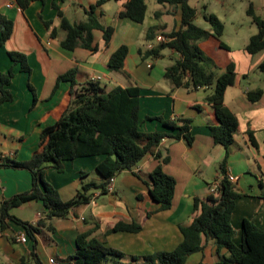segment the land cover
<instances>
[{"label":"crops","instance_id":"crops-1","mask_svg":"<svg viewBox=\"0 0 264 264\" xmlns=\"http://www.w3.org/2000/svg\"><path fill=\"white\" fill-rule=\"evenodd\" d=\"M96 1L30 0L28 7L21 9L15 0H0V13L13 22L10 37L0 44V70L5 72L12 69L14 72L9 85L13 99L0 104V155L16 161L31 157L37 149L41 130L55 123L68 104V81H60L54 91L57 77L67 70L77 68L78 82L100 76L101 82L108 83L107 89L115 85H137L141 90V130L161 129L160 122L148 117L169 120L184 118L191 123L193 141L190 146L181 137L163 138L158 147L161 156L169 158L163 170L176 180L171 206L160 209L159 203L150 196L149 173L158 160L147 154L137 163L139 177L129 170L121 171L115 177L112 193L101 197L96 189L88 204L75 208L66 218L54 219V232L38 235L35 249L32 241L20 242L17 239L19 234H24L22 229L10 226L0 234V264H35L33 252L42 264H48L50 257L65 259L76 251V239L81 233H88L89 238H103L106 246L126 255L121 259L106 260L102 264H133L135 260L130 256L173 250L182 241L180 226L190 223L194 215V197L206 196L209 184L221 174L220 165L225 148L214 143L211 137L210 127L217 126L219 122L212 106L205 100L211 90L173 86L164 76L166 67L179 58L172 49H162L157 58L145 57L148 43L157 44L155 40L146 38L147 30L150 29L147 36L155 38L160 33L177 29L180 10L161 4L155 6L142 23H137L117 16L121 9L120 2L105 0L95 7L93 16L101 24L113 27L109 44L105 45L101 30L92 29L91 46H96V50L81 46L73 50L62 47L65 31L60 27L57 8L69 21L80 22L85 20L87 11ZM45 21L50 22L49 27L45 26ZM205 22L208 25L204 29L208 30L209 23ZM223 26L224 35L225 23ZM256 32L250 33L245 43H242L240 55L244 60L241 67L236 64L237 59L232 56L233 52L227 43L224 42L231 53L223 52L224 58L221 57V48L215 47L214 51L211 43L204 44L222 65L228 62L235 64V82L227 87L224 104L235 114L238 129L223 165L227 174L237 178L232 182L238 196L230 217L236 244L240 242L244 219L264 230V85L261 86V96L252 102L246 94L256 88L242 85L240 79L250 77L252 59L262 51L251 55L245 50L250 36ZM120 45H126L128 49L124 66L118 71L111 70L108 59ZM11 51L26 56L31 69L29 74L22 71L18 63L12 62L7 53ZM248 132H252L255 144L250 141ZM102 159V156H93L65 161L62 172L49 167L45 171V178L58 189L62 200H69L81 189L82 183L101 182L95 166ZM30 187L29 171L0 168V196L10 197ZM42 209L40 201L32 200L13 208L11 213L34 223ZM118 222H135L141 228L138 232H109ZM10 236H14L15 241H11ZM220 255H227V251L222 249ZM199 261L203 264L219 261L212 241L205 245L203 252L189 257L187 264ZM136 262L141 264L139 260Z\"/></svg>","mask_w":264,"mask_h":264},{"label":"trees","instance_id":"trees-1","mask_svg":"<svg viewBox=\"0 0 264 264\" xmlns=\"http://www.w3.org/2000/svg\"><path fill=\"white\" fill-rule=\"evenodd\" d=\"M21 9L28 7L30 0H15ZM105 0H97L87 11L85 20L69 21L57 8L60 17V27L65 31L61 41L62 47L73 50L75 47L96 50L91 46L92 29L102 31L105 45L111 41L114 29L101 24L93 11ZM121 3L117 16L142 23L146 17V0H115ZM162 5H169L180 10V23L177 29L165 34L166 41L158 42L147 49L145 57H159L165 48L178 53L179 58L166 67L164 76L173 86L190 89L205 88L211 90L205 100L212 106L219 122L210 127L211 137L216 144L225 148L221 161V178L215 193L204 197H194V215L187 225L180 226L182 241L170 251H156L152 254L130 256L141 264H187L193 254L203 252L205 245L212 241L215 254L219 261L214 264H264V230L252 221L244 219L241 225L239 244L234 243V229L230 217L234 201L238 196L234 184L227 178L224 163L228 156V147L234 142V134L238 129L235 114L224 104V94L228 86L235 82L236 71L232 62L222 65L213 52L204 47L211 43L213 49L229 47L221 40L223 23L213 13L204 14V19L210 28L204 29L196 25V9L189 0H155ZM247 13L257 27V32L250 36L245 50L253 55L264 49V20L255 15L251 4ZM46 27L49 21L44 22ZM13 22L0 13V44H4L12 33ZM148 40H155L147 36ZM215 51V49H214ZM14 63L20 65L22 71L31 72L26 56L19 52H7ZM126 45H120L109 57L108 67L111 70H121L127 56ZM264 66V63L261 64ZM77 68L67 70L56 79L55 89L60 81L69 82V100L65 110L58 120L45 126L39 135L37 149L31 157L24 161L2 157L0 168L25 169L31 175L29 190L10 197L0 196V234L10 226L23 230L26 241L36 248L37 236L42 232L52 233L55 230L54 219L66 218L75 208L88 204L94 197V190L99 194L108 193L107 185L112 177L121 171L129 170L136 174L137 163L147 154L158 160L155 168L149 173L148 189L152 199L159 203L160 209L171 206L176 180L163 170L169 161L168 156L162 157L158 147L163 138H184L191 145L193 135L189 119L178 120L148 117L160 122L161 129L143 131L140 129L139 118L140 88L137 85H115L109 89L100 80L86 78L83 82L76 79ZM14 77L12 69L0 70V104L12 101L13 95L9 85ZM30 86V85H29ZM34 94V93H33ZM262 94L261 88L247 91L249 101H256ZM36 98L34 96V102ZM250 141L255 144L252 132H248ZM102 156L103 159L95 166V171L101 177V182L82 183L81 189L69 200H62L58 189L45 178V171L53 167L59 172L64 170L63 163L82 157ZM210 185V184H209ZM209 187V186H208ZM112 193V192H111ZM36 200L42 203L40 217L34 222L24 221L11 213V210L26 202ZM140 225L118 222L109 229L112 231L138 232ZM88 233H81L76 239V251L65 259H58L59 264H102L106 260L121 259L126 255L122 251L108 247L103 238H89ZM15 241L14 236H10ZM225 249L227 255H220ZM35 264H42L33 252ZM23 261V258H22ZM196 264H203L199 261Z\"/></svg>","mask_w":264,"mask_h":264},{"label":"rangeland","instance_id":"rangeland-1","mask_svg":"<svg viewBox=\"0 0 264 264\" xmlns=\"http://www.w3.org/2000/svg\"><path fill=\"white\" fill-rule=\"evenodd\" d=\"M146 4L147 17H149L154 11L155 6L161 5L155 0H146ZM189 4L196 9V17L193 22L202 28H205L208 25L203 17L204 14L213 13L217 17L221 18L220 20H222L223 24L225 23L226 30L225 34H222L220 38L223 42L230 46L231 52H233L232 56L237 59L236 64L238 67H241V63L244 60V58L240 55L244 45L242 43H245L244 41L247 40L250 33L257 31L256 25L252 22V17L247 13L249 4L252 6L254 14L264 20V0H189ZM165 6L169 5L165 4ZM221 50L222 51L220 53L222 58L225 57V54L230 52L225 48H221ZM263 61L264 49L252 59L250 64V77L240 78L242 85H249L252 89L262 88L261 86L264 85V67L261 66V63ZM102 83H104V81H102ZM111 84L112 83L109 85ZM135 176L139 177L137 172ZM108 193L101 194V197L107 196ZM87 214L86 216L89 218V214ZM133 264L139 263L135 261Z\"/></svg>","mask_w":264,"mask_h":264},{"label":"built area","instance_id":"built-area-1","mask_svg":"<svg viewBox=\"0 0 264 264\" xmlns=\"http://www.w3.org/2000/svg\"><path fill=\"white\" fill-rule=\"evenodd\" d=\"M168 38L165 34H158L155 38V42L158 43V42H162V41H166ZM154 46L153 43H148V48ZM92 80H101V77L100 76H92L91 77ZM163 140V139H162ZM135 171H138V168L135 167ZM222 176L220 175L218 178H216L208 187V191L209 193H215L216 190H217V186H218V182L220 180ZM227 178L231 181V182H234L237 180V178L231 174H227ZM114 180H115V177H112L109 181V184L107 185L106 187V190L107 192L111 193L113 192V183H114ZM17 239L20 241V242H26V235L24 234H19L17 236ZM48 264H59V261L55 258H48Z\"/></svg>","mask_w":264,"mask_h":264}]
</instances>
